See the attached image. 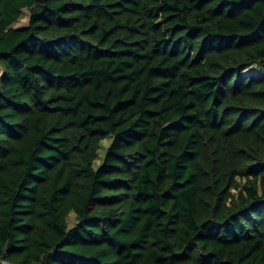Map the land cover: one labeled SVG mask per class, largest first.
<instances>
[{"label":"trees","instance_id":"trees-1","mask_svg":"<svg viewBox=\"0 0 264 264\" xmlns=\"http://www.w3.org/2000/svg\"><path fill=\"white\" fill-rule=\"evenodd\" d=\"M0 264H264V0H0Z\"/></svg>","mask_w":264,"mask_h":264},{"label":"rangeland","instance_id":"rangeland-1","mask_svg":"<svg viewBox=\"0 0 264 264\" xmlns=\"http://www.w3.org/2000/svg\"><path fill=\"white\" fill-rule=\"evenodd\" d=\"M28 14V13H27ZM28 24V17H24L23 20H21L16 26L17 27H21V26H26ZM261 73H260V70L259 68L257 67H253L251 69H248L247 71L244 72V76L245 77H248V76H254V77H260ZM112 142V139L111 138H108L106 139L103 143H102V147H101V150L99 152V159L97 160L96 162V167L99 166L103 160V157L107 151V148L110 146ZM75 221V216H72V218L70 219V223H74Z\"/></svg>","mask_w":264,"mask_h":264}]
</instances>
